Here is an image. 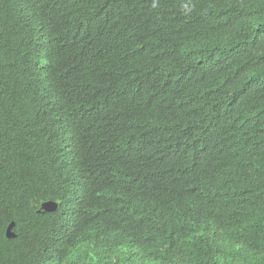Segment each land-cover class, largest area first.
<instances>
[{
  "label": "trees",
  "instance_id": "obj_1",
  "mask_svg": "<svg viewBox=\"0 0 264 264\" xmlns=\"http://www.w3.org/2000/svg\"><path fill=\"white\" fill-rule=\"evenodd\" d=\"M241 1L0 0V264H120L86 235L134 201L130 264H264V0Z\"/></svg>",
  "mask_w": 264,
  "mask_h": 264
},
{
  "label": "clouds",
  "instance_id": "obj_2",
  "mask_svg": "<svg viewBox=\"0 0 264 264\" xmlns=\"http://www.w3.org/2000/svg\"><path fill=\"white\" fill-rule=\"evenodd\" d=\"M239 1L240 4L243 3L241 0ZM131 57L134 59L135 56H131ZM143 74L144 71L138 69L137 76L140 77ZM152 74L158 76V71L154 70L152 71ZM216 116L218 123H220L221 114L219 111H216ZM199 117H202V114H200ZM55 202L58 203V208H59L60 203L58 201ZM135 206L136 204L134 201L133 214H130L128 217H119L108 220L94 219V221L89 225L88 233L86 235L87 244L102 248L106 252V254L111 256L112 260H114L115 262H118L120 264H130L131 258L133 254H135L133 249L136 246L138 247V243L133 237V233H132L133 230L130 229L131 224L134 222ZM58 208L53 211L46 210L45 208L44 209L49 212H55L58 210ZM13 232L16 234L14 230ZM33 264H59V263L50 260H38Z\"/></svg>",
  "mask_w": 264,
  "mask_h": 264
},
{
  "label": "water",
  "instance_id": "obj_3",
  "mask_svg": "<svg viewBox=\"0 0 264 264\" xmlns=\"http://www.w3.org/2000/svg\"><path fill=\"white\" fill-rule=\"evenodd\" d=\"M42 207L45 208L46 210H49V211H53V210H56L58 208V203L55 202V201H46L42 204ZM15 225V222H12L9 227H8V231H7V235L9 237H13V236H16V234L13 232L12 228L13 226Z\"/></svg>",
  "mask_w": 264,
  "mask_h": 264
}]
</instances>
